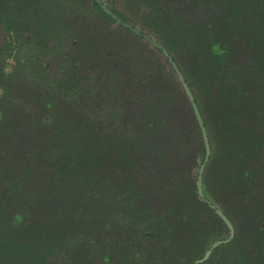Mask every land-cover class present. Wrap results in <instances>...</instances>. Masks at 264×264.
I'll list each match as a JSON object with an SVG mask.
<instances>
[{
    "label": "trees",
    "instance_id": "1",
    "mask_svg": "<svg viewBox=\"0 0 264 264\" xmlns=\"http://www.w3.org/2000/svg\"><path fill=\"white\" fill-rule=\"evenodd\" d=\"M3 2L0 264H264V0L143 4L206 127L204 198L201 130L169 61L95 0L75 2L80 21L66 0ZM210 204L233 235L201 260L231 233Z\"/></svg>",
    "mask_w": 264,
    "mask_h": 264
},
{
    "label": "water",
    "instance_id": "2",
    "mask_svg": "<svg viewBox=\"0 0 264 264\" xmlns=\"http://www.w3.org/2000/svg\"><path fill=\"white\" fill-rule=\"evenodd\" d=\"M100 6L104 9L107 10V7L101 2V0H96ZM115 20L117 23H121L125 26H127L130 30H133L135 32H137L140 36H142L145 40H147L148 42H150L152 45L154 46H158L159 49L161 50L163 56L168 59V61L170 62L171 66L173 67L174 71H175V76L176 79L178 80V82L180 83L181 89L184 91L185 95L187 96V99L189 100L191 106H192V110L195 114V117L197 119L198 125L200 127L201 130V136L203 139V144H204V148H205V156H204V160L201 163L200 169H199V175L197 178V192L199 194L200 197H203V192H202V188H201V181H202V173H203V169L204 166L206 164V162L208 161V158L210 156V145H209V139H208V135L206 132V127L205 124L203 123L202 117L200 115V112L197 108V103L195 101V98L186 82V80L184 79L182 73L179 71L178 67L176 66L175 62L171 59L170 55L167 53V51L163 48V46L153 37H150L149 35H146L142 32H139L134 26H132L130 23L125 22L122 18L119 17H115ZM212 208L215 209L216 212H218L221 215V218L227 222L228 226H229V230L232 233V226L230 225V223H228L227 219L225 218V216L222 215V213L220 212L219 209H217L213 204H210ZM220 243L219 241L213 243L210 245L209 249L207 250L205 256L203 258H201V260H204L209 253L211 252V249L216 245Z\"/></svg>",
    "mask_w": 264,
    "mask_h": 264
},
{
    "label": "rangeland",
    "instance_id": "3",
    "mask_svg": "<svg viewBox=\"0 0 264 264\" xmlns=\"http://www.w3.org/2000/svg\"><path fill=\"white\" fill-rule=\"evenodd\" d=\"M152 1L153 0H104V2L107 5L111 6L116 11V14L118 16L124 17L126 20L131 21L132 23H134L135 25H138V26L139 25L145 26L143 24L142 20L140 19V16L142 15L141 12L143 9V4L147 5ZM2 3H4L3 0H2ZM263 4H264V2H260V6H262ZM138 5H141V6H138ZM128 11L133 12L135 15V18L130 19L128 17V15L130 14ZM95 12H97V11L95 10ZM145 13H146L145 10H143V15ZM54 21H53V23H54ZM144 29H146V28L144 27ZM49 31H50V34H49L50 36H54L55 38L58 37V31H57L56 25L50 27ZM148 33H150V32L148 31ZM150 34H152V33H150ZM32 37H33V40L28 42V43L34 50H36V51L46 50L49 47L48 45H45V43H44L45 37L43 38L42 36H40L38 32H32ZM40 41L42 44H40ZM148 46H149V44H148ZM220 234H224V231L221 230ZM38 247H40V246L36 247L33 245V243L31 241H28V245H27L28 256L30 254L34 255L35 253H37ZM40 255L41 254H38L37 256H35L36 261L33 260L30 256V258H29L30 262L33 264H41L42 258H40L39 261H37V259Z\"/></svg>",
    "mask_w": 264,
    "mask_h": 264
},
{
    "label": "flooded vegetation",
    "instance_id": "4",
    "mask_svg": "<svg viewBox=\"0 0 264 264\" xmlns=\"http://www.w3.org/2000/svg\"><path fill=\"white\" fill-rule=\"evenodd\" d=\"M18 1H20V0H18ZM67 2H69V3H75L77 0H66ZM96 1V0H95ZM97 2V1H96ZM101 2L107 7V10H104L101 6H100V4L97 2V4L99 5L98 6V9H100V11L102 10V11H105L109 16H111L113 19V22H114V24L115 25H118V26H124L125 28H127V30H128V32H132V33H134L136 36L138 35L143 41H145V42H147L148 44H149V48L150 49H152V50H155L156 51V53H158V55H159V57L163 60V61H165V57L163 56V54H162V52H161V50L159 49V47L158 46H154V45H152L150 42H148L147 40H145L142 36H140L137 32H135V31H133V30H130L127 26H125V25H123V24H121V23H117L116 22V20H115V17H119V18H122L125 22H127V23H130L132 26H134L139 32H142V33H144V34H146V35H149L150 37H153V38H155L156 40H157V38L155 37V36H153L152 34H150V33H148V30L147 29H144V27H141L140 25L138 26V25H135L134 23H132L131 21H128V20H126L124 17H121V16H118L117 14H116V11L111 7V6H109V5H107L105 2H104V0H101ZM29 4V3H28ZM3 5H4V3H3ZM75 6H77L78 7V3H75L74 4ZM85 6H87V5H85ZM85 6H79L78 8H77V10L73 13V15H74V17H77V19L80 21L81 19H85V17H86V7ZM7 11L8 12H12L11 10H9V9H7ZM6 16H13V15H10V14H8V13H6ZM14 17V16H13ZM24 17V16H23ZM52 18L55 20V23L54 24H52V25H50V20H52ZM17 19V18H16ZM60 21H61V19H60V17L59 16H57V17H53V16H51V17H47V23H48V27H52L53 25L55 26H57V31H58V28L61 26L60 25ZM32 27V26H31ZM30 27V28H31ZM28 28V27H27ZM24 31V30H23ZM39 33V32H38ZM60 34V32L58 31V35ZM20 34H18V33H16V32H13V36H11V38H12V40H17V39H20L21 37L19 36ZM30 35H32V32L30 33ZM25 41V40H24ZM24 41H22L21 42V44L23 45L25 42ZM158 41V40H157ZM159 42V41H158ZM160 43V42H159ZM161 44V43H160ZM162 45V44H161ZM163 46V45H162ZM164 48V47H163ZM165 49V48H164ZM167 61H168V59H166ZM176 77V76H175ZM180 84V83H179ZM181 87V86H180ZM210 145V144H209ZM216 207V206H215ZM217 209H219L220 210V212L222 213V211H221V209L220 208H218V207H216ZM214 211H215V209H214ZM216 212V211H215ZM217 214H218V216L220 217V219L223 221V222H225L222 218H221V215L218 213V212H216ZM222 215L223 216H225L223 213H222ZM225 218H226V216H225ZM227 219V218H226ZM228 221V220H227ZM228 223H229V221H228ZM226 224H227V222H226ZM228 225V224H227ZM231 225V224H230ZM228 229H229V226H228ZM232 235H233V228H232V233H230V235L227 237V238H225V235L224 234H220V233H217V231H216V233H214L211 237H210V244H209V246H208V248H207V250L209 249V247H210V245L211 244H213V243H215V242H217V241H219L220 243L222 242V240L224 241V240H229V239H231V237H232ZM220 243H218V244H216L212 249H211V252H212V250L216 247V246H218ZM207 250L205 251V253H204V256H205V254H206V252H207ZM211 252L209 253V255L211 254ZM209 255L207 256V257H209ZM203 256V257H204ZM203 257H201V258H203ZM206 257V258H207ZM200 258V259H201ZM205 258V259H206ZM204 259V260H205Z\"/></svg>",
    "mask_w": 264,
    "mask_h": 264
}]
</instances>
